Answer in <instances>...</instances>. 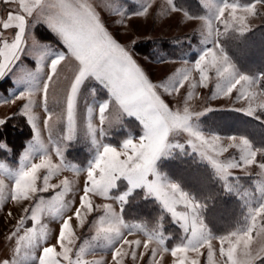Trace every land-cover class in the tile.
<instances>
[{
  "label": "snow or ice",
  "instance_id": "obj_1",
  "mask_svg": "<svg viewBox=\"0 0 264 264\" xmlns=\"http://www.w3.org/2000/svg\"><path fill=\"white\" fill-rule=\"evenodd\" d=\"M168 4L171 5L170 11L173 14L180 12L172 6L173 0H168ZM0 5H15V7H9L6 15L0 16V78L13 68L21 53L25 51L26 45L28 54L35 55L37 58L35 74H40L30 77L33 86L15 95L14 99H0L5 104L26 101L17 109V112L27 117L26 121L33 130L34 143L37 146L35 151L41 153L38 156L39 162H36L37 158L30 159L25 154L24 159L28 163L15 175L10 189L12 201L20 199L32 201L31 207L23 209L24 215L16 221L15 231L11 234V237L17 238V245L24 242V246L29 248L34 241L42 245L46 243L47 234L43 227L38 226L41 225V217L48 214L61 221L55 238L59 251L55 246H43L37 264H103L100 260L85 259L89 250L95 249L96 241H106L111 245V264H124L125 257L129 255L125 245L130 249L133 261L136 260L137 250L142 245L143 251L139 252V256L144 258L150 253L148 264H160L156 260L158 252L161 254L170 252L173 258L172 264H188L186 253L193 252L199 256L200 250L207 246L208 264H213L214 251L210 243L212 237L206 231L203 221L199 220L195 214L200 205L190 200L175 184L164 185L158 176L149 180V174L155 176L154 162L166 146L171 147L166 145L171 133H186L189 137L187 143L192 150L199 152L203 158L207 159L216 174L225 181V186L230 187L228 183V178L232 175L230 170L247 168L256 164L258 154L264 155V151L253 150L249 141L243 137L239 138L237 143L236 136L227 137L230 143L227 147H223L220 136H206L195 130L190 123L192 118L211 111L212 108L205 107L203 111L194 112L185 106L182 111L171 110L161 99L158 89L162 87L168 93L179 92L186 81L192 88L197 87L196 83L190 81L189 71H181L177 77L171 78L166 84L152 83L129 50L112 38L93 7L84 0H0ZM45 5L48 8L47 12L43 11ZM257 5H264V0H254L253 3L244 7L237 3H229L228 0H224L217 6L215 0H212L208 7L210 13H215V19L224 23L225 30L237 25L236 30L243 34L249 30L246 23L247 17L258 14ZM153 8L154 5L146 0V6L135 15L146 16ZM239 12L243 14L238 15ZM226 13L227 19H225ZM37 21L45 23L64 47V51L58 52L47 64H42L41 55L35 51L39 47V42L35 39L32 28ZM205 24L208 32L211 33L212 21L206 18ZM9 32L12 33L11 38L6 35ZM216 35L219 37L221 33L217 31ZM216 48H219L218 43ZM69 61L75 65L76 70L64 90L66 127L60 139L57 140L52 135L51 115L45 118L42 122L43 127L49 133L46 145L40 139V129L30 111L31 97L35 93H41L44 111L47 113L50 90L58 82L61 67ZM192 67L199 74L198 83L202 88L209 87L208 69L210 67L215 69L217 82L212 99L230 96L234 90L238 93L236 96L238 100L243 98L250 101L256 95L255 92H248L247 89L258 81L246 75L236 74L222 50L217 55L213 49H206ZM88 78H94L108 92V98L97 106L99 127L89 123L88 132L103 135L106 123L109 126L118 123L121 117L127 114L140 121L143 126V135L138 143H134L131 138L126 139L119 151L111 146L100 145L94 163L85 170L86 180L83 183L82 194L79 195L78 206L74 208L72 215H67L72 204L75 203L65 199L72 191L70 182L67 178L60 180L59 183H52L51 180L65 167L61 145L65 141L72 140L77 132L78 96ZM260 80H264V76ZM191 96L190 92L188 99H191ZM185 103L187 104V100ZM113 105L118 110L117 115L114 119H107L106 114L111 111ZM258 107L264 110V103ZM235 110L241 111V109ZM92 111L93 109L89 108L90 115ZM245 111L251 116L256 112V108L249 104ZM16 114L14 112L13 116ZM11 118L12 116L0 118V124L6 123ZM176 129L182 130L177 132ZM229 148H239L238 161L218 159L223 153L228 152ZM53 156L58 162H54ZM121 157L124 158L121 159ZM68 167L74 172H79L74 166ZM258 167L264 172V162L259 163ZM42 170L44 174L41 176ZM120 178L127 181L130 186L129 192L132 189L143 188L161 203L185 234L182 243L169 248L165 245L166 237L161 233L148 231L141 224L127 223L121 213L128 193L120 195L116 200L121 206L120 212H117L111 203L103 204L102 210L94 206L91 196L99 195L109 198L110 189ZM5 187V178H0V198L3 197ZM257 190L261 194V199L264 200V183L258 184ZM40 193H52V195L50 199H45L37 195ZM179 205H183L186 211H178ZM97 212L100 214L90 221L89 217ZM11 215L12 213H9V216ZM73 216L77 228L83 229L87 226L94 233L90 239H84L79 244L81 237L77 235L71 224ZM249 217L250 220L245 229L219 237V254L225 258L224 264H254L255 261L264 257V247L258 251L253 250L255 239L253 233L255 232L256 236H264V202H261L259 207L250 209ZM29 220L32 222V227H26V221ZM22 229L23 235H20ZM138 231L143 232L145 237L143 241L128 238ZM153 243L157 247H151ZM19 250L18 247L17 251ZM3 264H9V260L4 259ZM190 264H200V261L192 259Z\"/></svg>",
  "mask_w": 264,
  "mask_h": 264
},
{
  "label": "rangeland",
  "instance_id": "obj_2",
  "mask_svg": "<svg viewBox=\"0 0 264 264\" xmlns=\"http://www.w3.org/2000/svg\"><path fill=\"white\" fill-rule=\"evenodd\" d=\"M198 1L203 9L201 10V13L197 15H194L193 12H187L184 10L178 3H176V0H173L172 6L180 11L178 14H173L170 11L171 5L168 4V0H147L148 3L154 5V8L150 9L149 14L146 16H136L135 14L142 11L146 6V0H84V2L93 7V10L96 12L97 16L100 17L102 24L112 38L121 44V46H124L129 50L133 59L145 72L152 83L166 84L171 78L177 77L181 71H189L190 81L192 83H196L197 87L192 88L190 83L186 81L184 87L181 88L179 92L168 93L165 92L162 87L158 89V94L161 99L171 110L182 111L185 106H187L190 111L194 112L203 111L205 107L212 108L211 111L204 112L202 115L194 116L192 118L190 123L195 130L205 134L206 136H220V143L223 147H227L230 143L227 137L236 136L237 143L239 138L243 137L249 141L253 150L260 149L264 151V137L260 138L259 133H257L256 130H253V132H256L254 134L255 137L245 135L244 132L241 133L239 128L240 126L249 125L250 127H255V129L264 134V110H261L258 107L261 103H264V80H260V78L264 76V70H257L254 66L259 62H264V35L255 34L254 39H252L253 37L250 39L249 36L253 34H247L256 26L264 23V5H257L258 14L256 16L247 17L246 23L248 24L249 30L241 34L236 30L238 27L237 25L225 30L224 23L215 19V13H210L208 7V4H210L212 0ZM223 2L224 0H215L217 6L221 5ZM228 2L237 3L241 7H244L253 3L254 0H228ZM9 7H15V5H0V16L6 15ZM43 11H48L47 5L44 6ZM240 14L243 13L239 12L238 15ZM206 18H209L212 21L211 33L208 32L206 27ZM227 18L226 13L225 19ZM38 25H43L46 28H48V26L42 21H37L32 28V33L35 39L39 42V47L35 49V51L37 54L41 55L42 64H47L58 52L64 51V47L61 43V45L58 46L55 45L53 41H42L39 39V36L36 33V31L40 29L37 27ZM217 31L221 33L219 37L216 35ZM43 32L46 33L45 31ZM43 32L41 31V33ZM6 35L11 38L12 33L9 32L6 33ZM162 40H170V42L177 45L178 49H173L171 52L156 49L152 55H146L138 52L137 50H142V44L144 42H158ZM29 42H31V40H29ZM217 43L219 44V48H216ZM230 45H233V47L236 48L238 55H243L245 60L244 67L239 66L236 63V59H233V57L228 53ZM206 49H213L217 52V55H219L220 50H222L223 55L228 57V62L233 66L236 74L246 75L250 79L258 81V83L252 84L247 89L248 92L256 93L252 100L249 101L243 98L239 100L236 99L238 93H236L235 90L230 96H219L216 99H212V93L216 90L215 85L217 77L215 69L211 67L208 69V74L210 76L209 87L202 88L199 86V74L192 66ZM36 66L37 58L35 55L28 54V46L26 45L25 51L21 53L19 60L13 68L3 78H0V99H14L15 95L20 94L29 87H32L33 81L30 77L35 74ZM75 70V65L71 61L65 62L61 67L58 82L49 93V111L47 113L44 111L42 94L35 93L31 97L32 104L30 111L35 117L37 127L40 129V139L46 145L48 143L49 133L43 127L42 122L45 118H48V116L51 115L50 124L52 126V135L55 139L59 140L65 130L66 104L64 102V90L67 88L68 81L71 79ZM46 71L47 70L45 69V73ZM190 92L192 93V96L191 99H188ZM107 98L108 92L102 84L94 78H88L85 81L78 96L77 132L72 140L65 141L61 145L63 147L65 167L58 175H55L52 178L51 182L59 183L60 180L65 178L69 180L72 191L65 199L70 202L75 201V203L72 204L71 209L67 212V214L70 215L74 212V208L78 206L79 195L82 194L83 183L86 180L85 170L90 167L92 163H94L100 149V145L103 144L111 146L119 151L123 141L131 138L134 143H138L139 138L143 135V126L140 121L133 116H128L127 114H124L118 123L110 126L106 123L104 125L105 131L103 135L99 136L88 132L89 123L99 127L97 106ZM186 100L187 104L185 103ZM25 102L26 101H16L15 103L9 102L5 104L2 100H0V118L12 116L14 112L17 113L16 116H21L19 112H17V109ZM249 104L256 108V112L251 116L247 115L245 111L249 107ZM89 108L93 109L91 115L89 114ZM235 109H241V111H237ZM117 111L116 106L113 105L111 111L106 114L107 119H114L117 115ZM223 111L227 113L222 114ZM221 114L223 115V118H221V126L215 125V123L210 121V118L214 117V115L219 116ZM24 118L27 120V117ZM236 119H240L242 123H239ZM230 126H232L235 130L231 129ZM237 129H239V131H237ZM31 132V137L25 142L24 147L15 158V163H10L9 161H5V159H0V166H2L0 167V178H5L6 185L3 197L0 198V214L5 212L4 210L9 206V204L16 202L12 201L10 198V189L12 183L14 182L15 175H17L28 163V161L24 159L25 154H27L30 159L37 158L36 162H39L38 156L41 153L35 151L37 146L34 143L32 128ZM10 133L16 137L20 135L21 130L18 126H11ZM188 139L189 137H187L186 133H171L166 142V145H171V147L166 146L161 151L153 165L155 176L149 174L148 179L152 180L158 176L160 178V182L164 185L175 184L181 192L189 197L190 200L200 205L195 214L199 220L203 221L206 231L212 237L210 243L212 244L214 251L213 264H224L225 258L221 257L219 254V237L230 235L232 232H238L245 229L250 220L249 210L259 207V204L264 202V200L261 199V194L257 190V185L264 183V172H262V170L258 167L259 163L264 162V155L260 156L258 154L257 163L248 166L247 168L231 169L230 171L232 175L228 178L230 187H226L225 181L216 174L215 169L209 161L203 158L199 152L193 151L188 145ZM57 143L59 144V141H57ZM0 149L11 156V151L4 141L0 142ZM129 154H131V152ZM210 154L215 155V153ZM69 155H71L73 159L69 160ZM178 155L192 157L197 161V163H199L200 167L203 166L204 169L206 168L207 172L215 177L223 188H231L234 193L233 195L237 199H240L241 201L244 200L242 214L234 215L232 218L230 217L231 219L228 223L224 224L221 228L213 221L214 219L211 220L212 224L209 223L211 217L208 220L204 215L205 206L201 200L193 195L190 192L191 190L187 191V189H184L177 181V178H181L182 176L179 174L176 165L168 160ZM239 157V148H229L228 152L223 153L220 157H218V159L221 161L231 159L238 161ZM76 158L85 159L86 163L82 164L74 161ZM123 158L124 157H121V159ZM53 159L54 162H58L54 156ZM68 166H74L79 172L72 171ZM43 174L44 171L42 170L40 175L42 176ZM118 181H120V185L118 184ZM129 188L130 186L127 181L120 178L116 181L115 186L110 189L109 198L106 199L99 195H92V203L101 210L103 204L111 203L113 208L117 212H120L121 206L116 200H118L120 195L125 193L130 195L134 190H136L132 189L129 192ZM140 189L145 197L154 199L161 206L163 211L168 216L170 223L178 228L179 237H172L169 234H165L161 224H158L155 227H150L144 221H129L124 217L123 213H121L123 219L130 224H141L148 231L159 232L164 235L166 239L171 238L168 242L165 240V245L169 248L182 243L185 234L179 224L173 221L171 214L167 213L161 203L154 196L148 194L143 188ZM37 195L42 196L45 199H50L52 193H40ZM125 203L123 205H125ZM31 206L32 201L29 202L27 207ZM177 210L186 211L183 205L177 206ZM99 214V212L93 213V216L89 217V220L91 221ZM60 222V219L57 217H53L48 214L43 215L41 217V225L38 227L44 228L47 234V241L43 245L42 243L34 241L32 246L29 248L24 246V242H21L18 246L17 238L11 237L12 232L15 231V223L3 236L0 237V244L5 242V238L10 239L9 243L6 244L0 252V264H3L4 259H8L9 264H37V259L42 247L52 246L51 244L55 238L54 236L57 234ZM71 224L77 235L81 237L78 244L82 243L84 239H90L91 235L94 234L87 226L83 229L77 228L75 220L74 222L71 221ZM32 226L33 225L30 220L26 221V227ZM20 235H23V229L21 230ZM253 236L255 237L253 241V250L258 251L261 247H264V236H256L255 232L253 233ZM128 238L140 239L141 241L145 239L143 232L139 231L134 232L133 235L128 236ZM94 246L95 249L89 250V252L85 255V259L88 261L100 260L103 264H111V245L106 241H96L94 242ZM18 247L20 249L19 251H17ZM124 247L129 251V255L124 259V264H148L150 253L146 254L144 258L139 256V252L143 251L142 245L137 250V258L135 261L131 259L130 249H128V246L125 245ZM151 247H157V245L153 243ZM225 247H227V245H225ZM56 250L59 251V246L56 247ZM24 254L27 255L24 256ZM186 257L188 264H190L192 259H199L200 264H208L207 246L200 250L199 256H197L196 253L188 252L186 253ZM156 260H158L160 264H172L173 258L171 257L170 252L163 254L158 252ZM254 264H264V257L255 261Z\"/></svg>",
  "mask_w": 264,
  "mask_h": 264
},
{
  "label": "trees",
  "instance_id": "obj_3",
  "mask_svg": "<svg viewBox=\"0 0 264 264\" xmlns=\"http://www.w3.org/2000/svg\"><path fill=\"white\" fill-rule=\"evenodd\" d=\"M176 3H178L179 6H181L187 12H193L194 15L201 13V10L203 9L198 0H176ZM37 27L40 28L36 31L39 39H41L42 41H53L55 45H61L56 35L52 33L48 28L43 25H38ZM41 31H45L47 34L44 32L41 33ZM247 34H253L249 36L250 39L252 37V39H254L255 34L264 35V23L256 26ZM142 46V50H137L138 52L144 53L146 55H152L156 49H162L167 52H171L173 49H178L177 45L170 42V40H162L158 42L148 41L144 42ZM228 53L233 57V59H236V63L239 66H245L243 55H238L236 48H234L233 45H230V47L228 48ZM254 66L257 70H264V62H259ZM224 113L227 112L223 111L222 114ZM222 114L219 116H215V114L214 117L210 118V121L215 123V125L221 126V118H223ZM238 122L242 123L240 119L238 120ZM11 126H18V128L21 130L19 136L15 137L10 133ZM230 127L231 129H234L232 128V126ZM239 128L241 133L244 132L245 135H251L255 137L254 134L257 132L259 133L260 138L264 137V134L255 129V127L244 125L240 126ZM253 130H256V132H253ZM237 131H239V129H237ZM31 135V127L27 123L26 119L23 116L12 115L11 119H9L6 123L0 125V142H5V144L11 151V156L0 149V159H5V161H9L10 163H15V158L19 154L20 150L24 147L25 142L31 137ZM68 159L71 160L73 158L71 155H69ZM74 161L82 164L86 163V160L82 158H76L74 159ZM168 161H171L174 165H176L179 174L182 176L181 178H177L178 183L182 185L184 189H187V191L191 190L190 192L199 200H201V202L205 206L204 215L208 220L211 217L209 223H211V220L214 219L213 221L216 222L217 225H219L218 227L221 228L224 224L228 223V221L234 215L242 214L244 205L243 198V201H241L233 195L234 193L231 188H223L219 181L211 174H209L206 168L204 169L203 166L200 167L199 163H197L195 159H193L192 157L178 155L172 157ZM119 182L120 181H118V184L120 185ZM122 213L127 220L144 221L150 227H155L158 224H161L163 232L165 234H169L172 237H179L178 228L170 223L168 216L163 211L161 206L154 199L145 197L142 194L141 189H136L127 196V201L125 205L122 206ZM170 239L171 238H167L166 242H168Z\"/></svg>",
  "mask_w": 264,
  "mask_h": 264
},
{
  "label": "crops",
  "instance_id": "obj_4",
  "mask_svg": "<svg viewBox=\"0 0 264 264\" xmlns=\"http://www.w3.org/2000/svg\"><path fill=\"white\" fill-rule=\"evenodd\" d=\"M30 201H24V200H18L13 204H9V206L4 210V213L0 214V237L3 236L10 227H12L16 221L22 216L24 215L23 209L25 207H27V205L29 204ZM9 213H12L11 216H9ZM70 215V214H67ZM72 215V214H71ZM74 217L72 219V221L74 222ZM50 223V221H49ZM58 235V231L57 234L54 236L56 238V236ZM54 238L53 242H52V246L58 247V245L56 244V239ZM5 242L3 244H0V252L3 250V247L9 243L10 239L5 238L4 239ZM3 245V246H2ZM17 255V254H16ZM27 254H24V256H26Z\"/></svg>",
  "mask_w": 264,
  "mask_h": 264
},
{
  "label": "clouds",
  "instance_id": "obj_5",
  "mask_svg": "<svg viewBox=\"0 0 264 264\" xmlns=\"http://www.w3.org/2000/svg\"><path fill=\"white\" fill-rule=\"evenodd\" d=\"M182 129H176L177 132L181 131ZM178 187V186H177Z\"/></svg>",
  "mask_w": 264,
  "mask_h": 264
}]
</instances>
